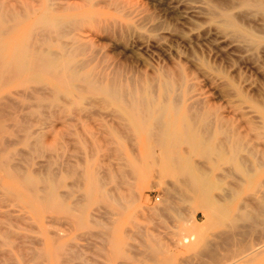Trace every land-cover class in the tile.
<instances>
[{
  "label": "rangeland",
  "instance_id": "374dc122",
  "mask_svg": "<svg viewBox=\"0 0 264 264\" xmlns=\"http://www.w3.org/2000/svg\"><path fill=\"white\" fill-rule=\"evenodd\" d=\"M255 2L0 0L20 22L1 40L2 59L29 42L120 100L145 88L180 136L165 153L130 111L80 80L24 70L0 82V264H264V5ZM46 15L64 29L40 35ZM192 132L217 153L193 150ZM175 156L211 180L208 196L169 168Z\"/></svg>",
  "mask_w": 264,
  "mask_h": 264
},
{
  "label": "bare ground",
  "instance_id": "6f19581e",
  "mask_svg": "<svg viewBox=\"0 0 264 264\" xmlns=\"http://www.w3.org/2000/svg\"><path fill=\"white\" fill-rule=\"evenodd\" d=\"M255 3L257 5L263 6L264 0H256ZM43 15H44V13H43ZM16 18L17 17L15 15L6 13L4 10L0 9V46L2 45V42H1L2 38L7 33H10L15 28L16 24L20 23V22H18V20ZM226 21L231 22L230 19H228V18L226 19ZM61 24H59V25L61 28H63V25H61ZM59 25L56 23V21L54 19L52 20V19L47 18V15H46V17L43 16V17L39 18L37 25H36L37 28L35 27V30L39 31L40 35H41V32H42V34L47 35V33L51 32V31L53 32V30H54V32H55V30H57L56 32L61 30V28H59ZM32 33H31V35H32ZM46 35H43L42 38L40 36L41 40L43 39V42L45 44H46L45 41H49V38H50V37L47 38ZM27 36H28L27 38H30L29 35H27ZM25 40H27V39L25 38ZM53 41H54V39H53ZM30 42H31V39H30ZM27 43H28V45L24 46L22 49H19L17 53L14 52V50L12 49V51L14 52V56L9 58V60H4L0 57V82H2V81L6 82L7 80L9 81L12 79L11 77H14V75L18 74V72L24 71V70L26 71L25 72L26 74H27V71L29 72L30 77H31V75L37 76L38 75L37 73L38 72L42 73L43 70H44V72L46 71V73L51 72V73H53L52 75L58 77L61 81H63L64 83H67V84H70L71 82H73L75 80H80L83 83L85 89L92 92L90 94L94 93L93 95H95V94L102 95L105 98L104 103L106 100L107 101H116L121 107L124 108V110L130 111L132 114H130L128 117H132L135 120H138L139 123L142 125V128L146 129V133L149 135V137L152 138V141H154L156 143V145L158 147H160L165 153H167L169 150H171L175 145L176 146L179 145V144H176V143H178V140L180 137V136L178 137L179 133L177 134V137L174 136L172 134V132L168 129V127L166 126L164 121L162 120V118H163L162 116L165 113V111L167 110V105H162L160 102H157L156 101L157 97H155V99L151 98L147 93V89L143 88V94L144 95L140 98H137L136 96H130V98H128V99L122 98L120 100V98H118V95L116 94L117 93L116 89H114L113 87L98 85V84H96L95 81L89 80V79H87V77H84V76L82 78H78L74 72H70L68 70L67 64H63L62 67L57 66L58 64H57L56 58L53 54H51L49 52H45L43 50V48H42V50H40L39 48H37L39 46L32 48V47H30L31 44H29V42H27ZM47 43H50V41ZM19 47H20V45H19ZM0 51H1V47H0ZM15 51H16V49H15ZM38 70H40V71H38ZM35 72H37V73L35 74ZM30 73H34V74H30ZM60 84L62 85V83H60ZM161 85H162L165 93H167L171 90L170 89L171 84L169 82H164ZM77 88H78V86H77ZM82 90L84 91V89H82ZM134 93L135 92H133L132 94H134ZM139 128H140V125H139ZM206 132L208 133V131H206ZM184 134H187V133L184 132ZM183 137H184L183 142H185L184 141L186 138L185 135ZM187 141H191L193 150L198 152L200 155H204L205 157H207V159L210 158L211 155H215L217 153V148H216L217 146L216 147L213 146L207 139H203L196 132H192L190 134L189 138L186 140V142ZM186 146H187V144H186ZM196 152H194V153H196ZM163 155L165 156V154H163ZM211 160H212V158H211ZM189 161H187L185 158L182 159L178 156L170 157V162H169L170 164L168 166H169V168L171 167L174 171L179 172V176H180V173H181V176L183 174H185V176L189 177V179H188L189 182L187 184H189L192 188L200 191L203 196H208V192L211 190V186H212V185H210V187H209V183L211 180L207 181V179H205L201 176L198 177V176L194 175L195 173L193 171V166H192V164L188 163ZM2 165L0 164V166H2ZM194 169H196V167H194ZM198 171L200 172V171H202V169L198 168ZM206 174L209 175V173H206ZM92 177H91V181L93 179ZM24 180H26V179H24ZM29 181H32V180H29ZM29 181L27 183H30ZM93 182H94V180H93ZM94 184L96 185V182H94ZM48 193H50V192H48ZM51 197L52 196L50 195V198ZM205 198H207V197H205ZM50 200H52V199H50ZM203 201H204V199H203ZM207 201H209V200H207ZM205 202H206V199H205ZM203 203H201V204H203ZM49 204H51V203H49ZM52 206H54V205H52ZM217 212H219V211H217ZM222 212H224V211L222 210L221 213L220 212L219 213L222 214ZM223 214H222V216H224ZM222 216L220 215V217H222ZM244 217H246V216H244ZM240 227H242V226H240ZM248 228H249V226H248ZM207 253H208V251H207ZM253 255H254V253H253ZM250 256H251V254H250ZM211 257L213 258V257H215V255L211 254ZM247 258H249V257H246L244 259H247ZM209 260H210V258H209ZM230 263L231 262H229V264ZM234 263H236V262H234Z\"/></svg>",
  "mask_w": 264,
  "mask_h": 264
}]
</instances>
